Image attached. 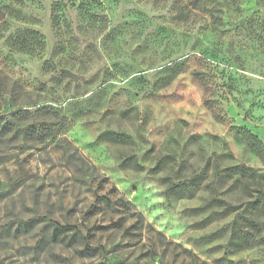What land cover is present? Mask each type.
<instances>
[{"label":"rangeland","instance_id":"1","mask_svg":"<svg viewBox=\"0 0 264 264\" xmlns=\"http://www.w3.org/2000/svg\"><path fill=\"white\" fill-rule=\"evenodd\" d=\"M31 3L37 11L24 18L0 0V45L16 53L4 60L15 65L14 91H27L0 98V150L26 142L18 159L0 155V164L13 185V165L46 181L37 190L53 189L54 202L41 216L81 234L40 216L8 219L0 233L19 224V239L43 224L41 240L17 250L42 255L55 245L41 264L73 249L80 264H264V209L254 202L264 196V156L235 129L264 144V0ZM61 56L56 73L50 61ZM80 56L89 60L86 77L72 70ZM30 60L54 73V88H30ZM195 73L224 121L206 107ZM81 80L95 89L82 105L71 86ZM61 85L67 101L55 94Z\"/></svg>","mask_w":264,"mask_h":264},{"label":"clouds","instance_id":"2","mask_svg":"<svg viewBox=\"0 0 264 264\" xmlns=\"http://www.w3.org/2000/svg\"><path fill=\"white\" fill-rule=\"evenodd\" d=\"M10 3L12 8L20 9L21 15L24 18L35 14L37 11L36 5L31 3V0H6ZM15 27V26H14ZM7 55H12L16 57L14 50H8L0 45V98L7 97L9 95H15L17 98L26 95L27 91H21L15 87V76L13 75V70L15 65H12L10 61H5L4 57ZM65 57H53V61L58 64L56 73L59 69L64 67V64L60 63ZM80 64L74 65L72 70L78 72H83L84 76L88 75L86 69L88 68L89 60L85 56L79 57ZM30 71H29V82L30 88H35L42 82L47 81L49 89L55 86L49 80V77L54 75L53 72H47L43 70L45 66L42 65L41 61H31ZM67 83V81L65 82ZM79 84V89H76V84ZM73 93L72 95L82 104L89 101V98L93 96L95 89H89L83 80L78 82H72ZM29 88V90H30ZM63 85L56 89L55 94L62 97L65 101L69 99V96L62 91ZM4 101L0 100V106H3ZM140 115H143L141 111ZM23 122H19L17 127H24ZM11 135L9 136V141L11 140ZM26 142L23 138H19L16 141L6 142L2 150H0V155H11L14 158H19L18 149L25 145ZM64 147L70 148L68 141L65 140ZM72 151H75L73 148ZM27 155V152L24 153ZM6 164H0V224L6 223L8 219H28L35 216H41L46 214L48 206L54 201L48 200L47 192L54 191L53 189H47L41 194L37 189L41 183H46L41 178H30V174L25 175L19 168L15 165L10 169L12 173V179L17 182L13 185L9 180L8 176L4 173L3 169L8 168ZM31 167V165H29ZM6 193V195H5ZM19 224L16 225L12 230L11 236H6L0 233V264H41L45 256H50L52 253L58 251L55 245L49 244L47 249L41 255L40 249L29 247L23 252H18L22 245L28 244L30 246L36 245L38 241L41 240V228L43 224L37 223V226L33 231L29 233L28 236H21L19 239L15 238L16 228H20ZM23 231V229H21ZM75 250L73 249L65 255V259L57 261V264H80L79 260L75 257ZM51 264V262H49Z\"/></svg>","mask_w":264,"mask_h":264},{"label":"trees","instance_id":"3","mask_svg":"<svg viewBox=\"0 0 264 264\" xmlns=\"http://www.w3.org/2000/svg\"><path fill=\"white\" fill-rule=\"evenodd\" d=\"M195 78L197 81H199V83L201 84V86L204 89L203 90V99H204L206 107L213 113V115L216 119H218L220 121H224L225 118L222 115V113L220 112V110L216 108L215 101L210 98L212 91H211V85L209 84L208 80L201 73H195ZM235 129L238 131V133L243 137V139L255 151H258L260 154H262L264 156V144L258 138V136L254 135L253 133H251L247 129H241V128H236V127H235ZM132 163L136 168L142 167V165L137 160V157L133 158ZM244 188H245V191L247 194H249V195L252 194V186L250 185V183H245ZM170 191H171V186L168 188L167 193ZM212 200H214L215 202H221V203L226 202L222 199H219L216 196H213ZM254 202H255V204H260L262 206V208L264 209V196L257 197ZM37 218L39 220H42V221H45L47 223L52 224L56 230L66 231V230L73 229L76 231V233L81 234L80 229L75 225H63L57 221H54V220L48 218L47 216H40ZM83 238L85 239V237H83ZM85 248L87 250H95V248H91L90 245H88L87 243L85 244ZM97 264H117V263L115 261H113L112 259L103 258V260L101 262H98Z\"/></svg>","mask_w":264,"mask_h":264},{"label":"water","instance_id":"4","mask_svg":"<svg viewBox=\"0 0 264 264\" xmlns=\"http://www.w3.org/2000/svg\"><path fill=\"white\" fill-rule=\"evenodd\" d=\"M5 13L2 11L1 6H0V19L4 18ZM67 75H70L74 79H77V75L75 73H72L71 71H66Z\"/></svg>","mask_w":264,"mask_h":264}]
</instances>
